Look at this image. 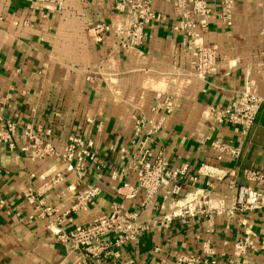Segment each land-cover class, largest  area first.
<instances>
[{
	"label": "crops",
	"instance_id": "0c3cea01",
	"mask_svg": "<svg viewBox=\"0 0 264 264\" xmlns=\"http://www.w3.org/2000/svg\"><path fill=\"white\" fill-rule=\"evenodd\" d=\"M153 6L162 20L147 27L143 44L130 46L117 35L127 16L114 10V0H66L62 9L42 0H0V110L18 123L15 146L0 141V264H190V257L196 264H227L246 236L254 245L239 264H264V207L233 209L246 198L241 187L264 193V181L247 176L264 172V102L247 131L216 123L211 109L236 106L245 90L264 98V0H235L232 26L213 15L207 29H198L197 44L215 46L219 60L203 79L182 46L173 0H153ZM100 22L110 29L101 36L93 28ZM158 93L172 98L171 112L157 108ZM138 115L164 116L154 155L171 167L187 164L197 177L178 195L168 181L148 202L143 189L126 197L125 184H138L129 164ZM26 124L59 152L70 136L93 140L95 161L79 178L60 156L23 150ZM214 140L239 154L221 153ZM204 165L209 171H200ZM86 184L99 185L101 194L73 209ZM116 204L141 221H156L117 255L87 258L56 240L59 229L88 225Z\"/></svg>",
	"mask_w": 264,
	"mask_h": 264
},
{
	"label": "built area",
	"instance_id": "2783aa9c",
	"mask_svg": "<svg viewBox=\"0 0 264 264\" xmlns=\"http://www.w3.org/2000/svg\"><path fill=\"white\" fill-rule=\"evenodd\" d=\"M42 1L52 4L57 9H62L66 0ZM234 3L235 0H173L179 17V24L176 28L184 33L182 46L192 54L193 71L199 78L203 79L208 74L215 73L219 60L215 46L197 44V31L198 29H207L213 15H217L226 26H232L234 24ZM114 10L127 16L125 27H120L117 30V35L122 43L130 46L143 44L147 27L162 20V16L153 6V0H114ZM93 28L99 36L110 30L105 22L97 23ZM260 35L264 38V27L261 29ZM156 97L157 108H165L168 112L172 111L173 101L170 96L158 93ZM237 100L236 106L211 107L213 118L218 124L229 123L247 131L254 125L264 98L245 90L238 94ZM163 121L164 116L159 118H149L146 115L136 116V139L133 142V153L129 164L137 175L138 184L136 186L125 184L131 190V193L126 197H133L140 189H143L146 196L145 202H148L157 195L168 181L173 183L171 191L178 195L187 180L194 182L197 180V177L189 176L187 164L181 167H171L163 155H154L152 145L161 131ZM0 122L3 125L0 129V141L13 148L18 123L6 118L1 110ZM24 135L28 139V143L22 148L23 150L31 148L38 156H60L65 161L67 168L76 171L79 178L83 176L88 161H95V153L92 149L94 142L89 138L70 136L63 152H59L45 139L42 132L36 131L28 124L24 125ZM211 146L221 153L233 157L239 154L237 147L223 140H214ZM200 171L207 172L209 170L204 165ZM247 176L258 183L264 181L262 169L248 171ZM61 179V174H58L53 182L57 183ZM101 192L102 189L99 185L86 184L77 191L73 209L94 204L96 197ZM241 192L246 198L244 196L239 197L237 206H234L233 209L264 207V193L262 191L251 186H243ZM26 195L30 203L36 201L32 189H28ZM191 209V207L185 208L181 216L184 217L185 214H189ZM154 222L156 221H141L138 213L127 210L123 204H116L112 206L110 211L103 213L90 224L76 226L69 230L59 229L55 236L57 241L69 245L74 250L81 251L85 257L99 260L102 255L105 257L112 253L117 255L119 248L136 240L143 231L154 225ZM108 235H113V239L105 240ZM253 245L254 241L250 236L239 238L235 242L233 256L227 264H239L238 258L247 254ZM112 247L116 249L114 250ZM188 261L190 264L198 262L195 257H190Z\"/></svg>",
	"mask_w": 264,
	"mask_h": 264
}]
</instances>
